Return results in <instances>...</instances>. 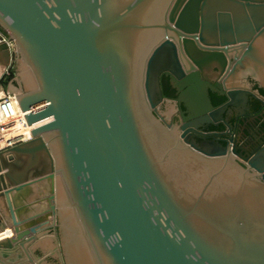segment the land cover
I'll return each mask as SVG.
<instances>
[{"label": "water", "instance_id": "1", "mask_svg": "<svg viewBox=\"0 0 264 264\" xmlns=\"http://www.w3.org/2000/svg\"><path fill=\"white\" fill-rule=\"evenodd\" d=\"M0 27L34 125L0 147V264H264V175L183 140L157 104L162 71L189 74L197 88L172 86L207 111L200 70L225 59L230 99L248 76L264 86V0H0ZM45 179L51 221L23 227L10 193ZM43 232L52 260L33 250Z\"/></svg>", "mask_w": 264, "mask_h": 264}, {"label": "flooded vegetation", "instance_id": "2", "mask_svg": "<svg viewBox=\"0 0 264 264\" xmlns=\"http://www.w3.org/2000/svg\"><path fill=\"white\" fill-rule=\"evenodd\" d=\"M0 33L4 34L1 27ZM198 49L219 53L211 46ZM178 59L184 69L179 54ZM2 61L0 57V63ZM234 63L225 59L222 65L216 66L217 68L212 65L209 69L200 70V80L203 83L201 92H207L210 103L207 111L203 110V107L194 106L187 111L180 101H187V95H181V91L172 86L177 80L171 81V76L167 75L166 71H162L159 76L157 104L162 113H166L164 118L180 132L183 140L192 143L196 148L205 149L213 143L220 145L229 151L240 165L264 175V86L248 76L240 86L243 89H236L239 94L234 95L233 100L230 99L225 82ZM188 75L184 74L177 81L178 85L184 86L183 90L190 85L197 88L196 81L184 85ZM15 85L18 87L17 83ZM187 90L188 88L185 91ZM5 212L7 216L3 215L8 218V208Z\"/></svg>", "mask_w": 264, "mask_h": 264}, {"label": "crops", "instance_id": "3", "mask_svg": "<svg viewBox=\"0 0 264 264\" xmlns=\"http://www.w3.org/2000/svg\"><path fill=\"white\" fill-rule=\"evenodd\" d=\"M0 65V72H1ZM51 181L48 179L35 181V184H25L19 191L10 193L12 197L13 206L17 210V214L21 219L30 218L23 227L32 225L33 223L47 222L50 223V214L40 213L47 208V202L45 200L46 195H49L51 191ZM5 209H7V202L5 197L0 194V215H6ZM7 211V210H6ZM7 216V215H6ZM35 216V217H34ZM32 218V219H31ZM0 227V231H1ZM5 231V230H4ZM36 249V250H35ZM34 252L42 255V260L46 258H55V242L53 235L50 233H41L38 241L33 244ZM52 260V259H51Z\"/></svg>", "mask_w": 264, "mask_h": 264}, {"label": "built area", "instance_id": "4", "mask_svg": "<svg viewBox=\"0 0 264 264\" xmlns=\"http://www.w3.org/2000/svg\"><path fill=\"white\" fill-rule=\"evenodd\" d=\"M1 34V33H0ZM6 40L5 37H3ZM8 42V40H6ZM8 45L10 46L9 42ZM9 58L6 66L1 68L0 72V133H4V135L9 134L14 129L17 128H26L28 129L29 134L16 136V139L5 142L0 147L10 146L22 141H26L31 138L30 131L34 127V125H28L25 120V114L28 111H22L17 102V89L13 85V81L15 77L11 76V71H14V63H15V54L13 50L9 49ZM11 76V78H9ZM9 78V79H8ZM8 79V80H6ZM42 105L34 106L33 109H39ZM19 121V123L17 122ZM22 125V127H21ZM10 222L6 216L0 215V227L2 230H7L9 228ZM0 231V235L3 231ZM11 231V229H10Z\"/></svg>", "mask_w": 264, "mask_h": 264}, {"label": "bare ground", "instance_id": "5", "mask_svg": "<svg viewBox=\"0 0 264 264\" xmlns=\"http://www.w3.org/2000/svg\"><path fill=\"white\" fill-rule=\"evenodd\" d=\"M17 122L19 123V121H17ZM21 127H22V125H21ZM26 133L29 134L28 133V129H26L24 127L23 128L14 129L12 132H10L7 135H4V133L3 134L0 133V146L3 145L5 142H9V141H12V140L16 139V136L25 135ZM46 154H47V150L45 148H41V149H38L36 151V157L37 158L45 157ZM9 231H10V229H7L2 234L5 233L4 236H7ZM2 234L0 236H2Z\"/></svg>", "mask_w": 264, "mask_h": 264}, {"label": "trees", "instance_id": "6", "mask_svg": "<svg viewBox=\"0 0 264 264\" xmlns=\"http://www.w3.org/2000/svg\"><path fill=\"white\" fill-rule=\"evenodd\" d=\"M11 76H13V77H14V71H13V70L11 71ZM11 76H10L9 78H11ZM9 78H8V79H9ZM8 79H6V80H8ZM13 84L15 85V84H16V82H15V81H13Z\"/></svg>", "mask_w": 264, "mask_h": 264}, {"label": "rangeland", "instance_id": "7", "mask_svg": "<svg viewBox=\"0 0 264 264\" xmlns=\"http://www.w3.org/2000/svg\"><path fill=\"white\" fill-rule=\"evenodd\" d=\"M14 77H16V79L19 81V77H18V75L15 73V69H14ZM3 232H5V231H3ZM2 232V233H3Z\"/></svg>", "mask_w": 264, "mask_h": 264}]
</instances>
